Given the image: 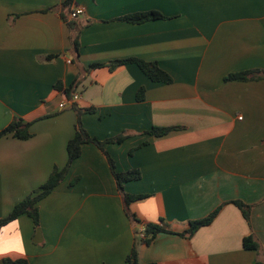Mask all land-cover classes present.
Returning a JSON list of instances; mask_svg holds the SVG:
<instances>
[{"label":"crops","instance_id":"1","mask_svg":"<svg viewBox=\"0 0 264 264\" xmlns=\"http://www.w3.org/2000/svg\"><path fill=\"white\" fill-rule=\"evenodd\" d=\"M64 1L0 0V131L21 118L32 133L0 138V219L67 164L74 106L94 108L81 122L96 139L126 137L82 145L38 202L41 241L28 214L0 226V264H126L135 245L143 263L264 264V78L226 79L264 71V0H74L76 19ZM147 11L164 17L123 19ZM130 57L156 61L172 82L134 62L109 65ZM109 157L117 171L140 170L124 192L145 196L126 205ZM234 200L251 205V223ZM150 222L169 231L137 241ZM250 234L258 250L244 247Z\"/></svg>","mask_w":264,"mask_h":264},{"label":"trees","instance_id":"2","mask_svg":"<svg viewBox=\"0 0 264 264\" xmlns=\"http://www.w3.org/2000/svg\"><path fill=\"white\" fill-rule=\"evenodd\" d=\"M74 4V0H65L62 4L64 8H69L70 13H72L73 9L72 6ZM164 17L163 14H161L158 11H147V12H138L131 15H128L124 17V20L134 22V23H141L147 20L156 19V18H162ZM77 18V17H76ZM72 18L71 19H76ZM73 45L78 48L79 42L77 39H74ZM54 55H50L49 58H52ZM127 62H134L137 63L140 68L154 81H162L166 83L172 82V77L163 69L160 67V65L156 61H148L142 58L137 57H130L125 59H119L114 60L112 62H109V65L111 66H117L121 65ZM107 63H96L93 64L91 67H100L104 66ZM264 78V71L260 69H254V70H246L241 71L238 73H232L229 74L226 79L227 80H250V79H262ZM57 87H60V84H57ZM73 85L66 88L65 91L68 95L72 92ZM145 89L141 88L138 93V98L142 99L144 96ZM74 108L77 110L78 113V122L76 127V133L75 135L69 140L67 151H68V162L67 164L62 168L58 169L55 168L53 172L50 174L48 179L36 190H34L31 194H29L27 197L19 201L12 211L5 216L4 218L0 219V226H3L16 218H18L21 214H28L34 224L35 227L40 226V215H39V206L38 202L47 196L53 189L64 179L65 175L67 174L72 162L78 158L82 153V145L84 143L92 142L98 145L100 148H104V145L107 142H121L125 139L126 136H115L108 138L104 141H100L96 139L95 137L91 136L88 131L84 128L82 122H81V115L84 112L93 111L94 108H80L77 106H74ZM175 127H154L153 129L149 130L148 132L154 135H164L174 129ZM12 134L13 136L27 139L32 136V133L30 131V122H25L21 118H15L6 128L0 131V138L2 136ZM109 163L111 165V169L113 171V174L117 180L119 190L124 195V200L126 205L128 206L132 201L136 199H140L145 195H132L127 192H124V183L129 180L138 179L141 177V172L139 169H133L128 171H117L115 167V163L111 157H109ZM242 211L244 217L246 220L251 223V205L246 204L242 200H234L233 201ZM222 206L216 208L214 211H212L209 215L190 221V226L187 230L181 233V235L184 236H191L193 235L200 227L210 224L215 217L219 214ZM135 220H137L135 218ZM164 222V220H161ZM146 226V233L144 237H141L139 235V232H136V238L137 241H143L147 244L151 243L156 235L159 232H168L164 226H161L158 223H147ZM243 245L246 249H255L258 250L260 248V243L255 237L254 234H250L244 237L243 239ZM4 264H30L29 260L27 258H16L13 259L11 257H5L4 258ZM126 264H159L157 262H140L138 258V251L136 248V245L132 249L131 253L128 255L126 259Z\"/></svg>","mask_w":264,"mask_h":264},{"label":"built area","instance_id":"3","mask_svg":"<svg viewBox=\"0 0 264 264\" xmlns=\"http://www.w3.org/2000/svg\"><path fill=\"white\" fill-rule=\"evenodd\" d=\"M82 12H83V8H81V7H75V8L73 9L72 13H71V17H72V18H76V17H78L80 14H82ZM78 97H79V94H78V93H75V94L73 95V101L78 100ZM65 106H66V102H62V103H60V107H61V108H64ZM138 232H139V235H140L141 237H144V236H145V233H146V226H145L144 224H142L141 227H140V229L138 230Z\"/></svg>","mask_w":264,"mask_h":264},{"label":"water","instance_id":"4","mask_svg":"<svg viewBox=\"0 0 264 264\" xmlns=\"http://www.w3.org/2000/svg\"><path fill=\"white\" fill-rule=\"evenodd\" d=\"M42 239V230L41 228L37 229L36 235H35V241L39 242Z\"/></svg>","mask_w":264,"mask_h":264}]
</instances>
